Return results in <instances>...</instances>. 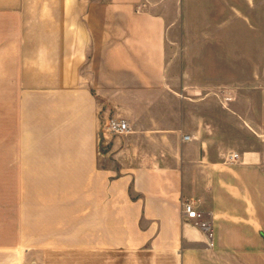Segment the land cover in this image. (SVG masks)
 Returning a JSON list of instances; mask_svg holds the SVG:
<instances>
[{"label":"crops","instance_id":"1","mask_svg":"<svg viewBox=\"0 0 264 264\" xmlns=\"http://www.w3.org/2000/svg\"><path fill=\"white\" fill-rule=\"evenodd\" d=\"M185 7L0 0V15L15 20L5 44L17 92L40 95L36 128L44 112L42 126L62 128L39 129L34 139L56 146L25 151L11 167L33 174L35 237L54 236L41 222L51 231L73 219L72 174H80L83 264L85 255L86 264H264V87H256V115L243 87L190 86L185 73L174 84L168 42ZM111 117L127 119L131 131L102 138ZM184 201L211 218L213 246L183 216Z\"/></svg>","mask_w":264,"mask_h":264},{"label":"rangeland","instance_id":"2","mask_svg":"<svg viewBox=\"0 0 264 264\" xmlns=\"http://www.w3.org/2000/svg\"><path fill=\"white\" fill-rule=\"evenodd\" d=\"M185 9L178 17V29L173 31L168 42L174 84L180 86L185 73L184 82L190 86L243 87L257 115L261 95L256 87H264V0H186ZM11 23L15 25L13 18L0 15V264H83L80 174H72L73 219L52 222L51 231L48 230L50 224L41 222L42 229H46L42 232L54 236L35 237L32 231L33 174H19L16 167H11L20 160L17 155L41 149V145L48 148L57 144L34 139L37 135L34 133H40V126H34L32 108L40 95L17 92L23 87L18 86L21 79L16 77V63L9 60L5 44L10 35L16 33L15 29H10ZM186 93L191 95V90ZM237 96L240 98V94ZM42 114L45 117L40 120V131L59 133L61 127L57 125L42 126L48 122L47 113ZM56 117L54 112L51 118ZM106 121L101 123L102 138L123 136L105 135ZM154 148L159 149L160 145ZM65 227L72 228L70 237L64 236L62 229ZM87 261L91 259L85 255V264Z\"/></svg>","mask_w":264,"mask_h":264},{"label":"built area","instance_id":"3","mask_svg":"<svg viewBox=\"0 0 264 264\" xmlns=\"http://www.w3.org/2000/svg\"><path fill=\"white\" fill-rule=\"evenodd\" d=\"M105 135H125L131 131L129 121L121 117H113L108 119L104 124ZM190 138L189 136L185 137ZM237 158V154H231L229 161L232 163ZM182 213L185 219L191 222L196 228L204 231L209 237V245H214L213 240V223L208 214L195 206L193 202H182Z\"/></svg>","mask_w":264,"mask_h":264}]
</instances>
